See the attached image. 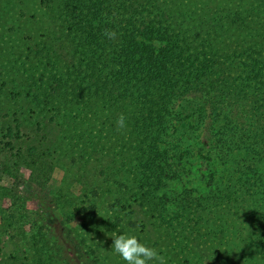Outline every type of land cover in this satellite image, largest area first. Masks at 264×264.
I'll return each instance as SVG.
<instances>
[{
    "label": "trees",
    "instance_id": "16d2710c",
    "mask_svg": "<svg viewBox=\"0 0 264 264\" xmlns=\"http://www.w3.org/2000/svg\"><path fill=\"white\" fill-rule=\"evenodd\" d=\"M43 4L49 23L32 35L35 50L25 42L27 86L7 98L32 104L34 128L0 112V179L44 190L63 168L46 201L83 224L58 220L55 233L34 209L37 264H123L114 231L135 234L164 264H264V0ZM207 113L205 152L233 168L225 185L178 202L169 187L204 155L184 144L198 142Z\"/></svg>",
    "mask_w": 264,
    "mask_h": 264
},
{
    "label": "rangeland",
    "instance_id": "374dc122",
    "mask_svg": "<svg viewBox=\"0 0 264 264\" xmlns=\"http://www.w3.org/2000/svg\"><path fill=\"white\" fill-rule=\"evenodd\" d=\"M46 15L43 0H0V89H2L0 91V112H8V109L17 111L22 122L29 128L32 127L31 131L34 128V125H31L29 121L34 110L32 104L19 99L21 96L17 100L13 99L14 101H8L7 98H12L10 91H23L27 86L25 79L31 72L32 68L29 63L33 57L26 59L28 51L25 42L31 43L34 47L32 35L42 34V29L49 23V18ZM35 61L34 59L33 62ZM211 113H207L208 116L201 124L198 142L188 140L184 144V147L188 146L195 152L204 149L201 150V154L204 153V155L196 154L188 158L187 173L182 174L179 179L171 183L170 192L178 202H181L185 196L190 201L197 200L198 196H205L211 189L210 186L215 185V182L218 183V187L225 185L226 178L232 171L233 165L230 162L222 164V155L208 156L205 152V138L211 131L209 129ZM232 115L240 120L243 118V113L237 106L232 111ZM21 173L25 178L30 176V170L26 167L21 168ZM65 176H67L66 170L55 167L51 176L47 177L49 180L45 182L44 190L32 181L21 186L18 192L14 187L16 181L14 176L3 175L0 179V186L7 190L5 196L0 194V264H37L36 257L38 256L35 254L33 240L35 233L33 227L34 209L42 210L45 220L52 223L55 233L59 230L58 220L64 219L70 226L83 224V217L63 216L60 210H56L46 201V198H50V194L60 188V181ZM71 191L79 195L82 192L81 184L74 181ZM32 197L37 199L33 200ZM198 199L200 200V198ZM52 209H55L56 214L51 212ZM9 212H15L16 215V217L14 216L16 218L14 229L6 228L9 221L15 220L14 218L9 219ZM175 231L178 232V230ZM158 239V236L152 235L149 244L152 245ZM109 252L107 251L106 254ZM184 258L186 257H181V259ZM206 261L207 264H211V261Z\"/></svg>",
    "mask_w": 264,
    "mask_h": 264
},
{
    "label": "clouds",
    "instance_id": "9594fccd",
    "mask_svg": "<svg viewBox=\"0 0 264 264\" xmlns=\"http://www.w3.org/2000/svg\"><path fill=\"white\" fill-rule=\"evenodd\" d=\"M119 128L125 127V117L121 115L117 121ZM111 250L123 264H164L158 251L143 243L135 234L124 231H114Z\"/></svg>",
    "mask_w": 264,
    "mask_h": 264
}]
</instances>
